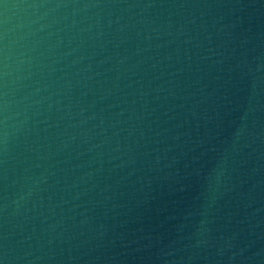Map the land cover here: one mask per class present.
I'll list each match as a JSON object with an SVG mask.
<instances>
[{
  "label": "water",
  "instance_id": "1",
  "mask_svg": "<svg viewBox=\"0 0 264 264\" xmlns=\"http://www.w3.org/2000/svg\"><path fill=\"white\" fill-rule=\"evenodd\" d=\"M0 264H264V0H0Z\"/></svg>",
  "mask_w": 264,
  "mask_h": 264
}]
</instances>
